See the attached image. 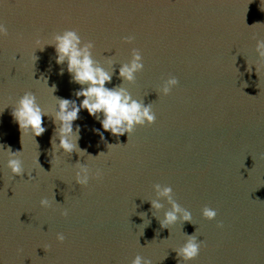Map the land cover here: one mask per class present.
<instances>
[{
    "label": "water",
    "instance_id": "obj_1",
    "mask_svg": "<svg viewBox=\"0 0 264 264\" xmlns=\"http://www.w3.org/2000/svg\"><path fill=\"white\" fill-rule=\"evenodd\" d=\"M0 22L8 29L0 37V145L21 151L25 169L12 177L0 151V264H130L137 254L152 264H264V66L256 73L252 38L264 39V0H0ZM68 29L93 42V59L112 73L107 87L152 106L153 124L116 137L81 110L73 126L85 154L59 148L56 100L43 78L61 98L77 99L80 85L52 45L35 41ZM132 48L144 68L130 82L118 69ZM169 75L179 83L160 95ZM26 91L48 115L42 135L21 141L11 112ZM78 164L101 177L80 186ZM157 183L172 187L191 222L161 227L171 205ZM205 205L215 220L201 216ZM190 235L204 246L185 262L177 250Z\"/></svg>",
    "mask_w": 264,
    "mask_h": 264
},
{
    "label": "clouds",
    "instance_id": "obj_2",
    "mask_svg": "<svg viewBox=\"0 0 264 264\" xmlns=\"http://www.w3.org/2000/svg\"><path fill=\"white\" fill-rule=\"evenodd\" d=\"M7 35V27L3 22H0V37ZM252 38L256 40V52L261 62L259 65L254 64L257 73L260 67L264 66V39H257L255 34H253ZM122 39L125 43L131 44L134 37L128 35ZM35 44L37 48L41 49L45 45H52L56 53V63L58 65L65 64L71 82L80 85L74 92L77 99L61 98L53 95L56 89L55 84L49 87L47 78H43L44 84L56 100L54 121H58L59 123V148L64 152L72 153L73 151H79L80 155L85 154V150L80 149L77 143L80 125H75V130L73 126V122L78 119V114L81 110H86L89 116L98 120L104 132H109L116 137H120L125 133L129 136L136 126L151 125L155 122L156 115L150 104L146 105L142 101L133 98L123 87L113 86L110 88L106 86L112 80L111 71L93 59V42L86 41L82 43L81 37L76 30L68 29L61 33L53 34L51 39L43 43L40 39H37ZM34 58L36 59V57ZM107 63L109 66L113 64L111 59ZM143 68V57L140 50L132 48L130 60L127 63L120 64L118 74L123 80L131 82L135 80L136 73L141 72ZM248 70H251V66H249ZM60 74H63V70L60 71ZM178 83L179 81L176 76L169 75L159 86V94L168 96ZM81 97L82 99H80ZM77 100H79V103H77ZM2 110L0 109V111ZM11 115L21 131V141L22 136L30 134L34 138L44 133L45 128L42 126V117L47 116L48 112L41 108L37 103L36 96L32 92L26 91L20 96L16 107L12 109ZM93 130L100 135L101 140L104 139L103 132L100 129ZM0 151L7 156V167L12 177L25 172L22 160L20 159L21 151H13L10 147L4 145H0ZM89 157L94 156L89 155ZM101 175L99 169L93 173L87 165L78 164L77 171L75 172V181L80 186H87L90 177L98 179ZM28 176H30V173H28ZM155 187L158 194L167 197L171 205V210L166 211L163 219L160 221L162 228H167L177 220L192 221L191 212L182 207L173 198L171 186L165 185L161 190L160 184L157 183ZM39 203L42 208L47 209L51 207V202L48 198H41ZM151 205L155 208L161 207L157 201H151ZM60 215L67 216V209H62ZM201 216L208 221H212L216 219L217 211L215 208L205 205L201 209ZM217 227L222 228V223L217 222ZM56 240L63 243L65 235L57 232ZM203 246V240H198L196 235H190L177 250V255L185 262L194 260L199 255ZM47 248L48 246L45 245V251H47ZM130 264H152V261L147 257L137 254Z\"/></svg>",
    "mask_w": 264,
    "mask_h": 264
}]
</instances>
